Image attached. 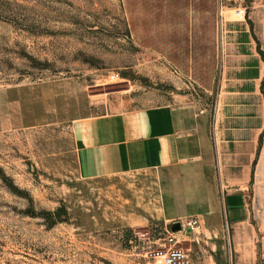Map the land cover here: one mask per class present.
Segmentation results:
<instances>
[{
    "label": "rangeland",
    "instance_id": "1",
    "mask_svg": "<svg viewBox=\"0 0 264 264\" xmlns=\"http://www.w3.org/2000/svg\"><path fill=\"white\" fill-rule=\"evenodd\" d=\"M206 1L0 0V264H159L143 252L168 223L122 225L114 186L124 183L77 176L69 127L53 122L75 111L28 109L77 101L63 81L74 78L151 103L191 93L213 113L215 84L205 85L215 76L216 28L208 6L199 7ZM241 194L236 218L219 186L209 207L200 196L165 197L171 222H202L198 243L177 233L192 264H264V130Z\"/></svg>",
    "mask_w": 264,
    "mask_h": 264
},
{
    "label": "crops",
    "instance_id": "2",
    "mask_svg": "<svg viewBox=\"0 0 264 264\" xmlns=\"http://www.w3.org/2000/svg\"><path fill=\"white\" fill-rule=\"evenodd\" d=\"M206 6L216 28L215 76L205 85L212 89L215 84L213 113L207 114L212 109L191 93L151 103L116 91L87 90L74 78L63 81L73 83L78 102L28 109L75 111L53 122L65 121L69 127L80 179L124 183V190L114 186V194L126 227L152 221L170 227L176 217L166 209L165 197L190 203L200 196L199 203L209 207L217 186L228 191L231 216H238L264 130V0L199 4L203 11ZM235 7H244L245 16L236 18ZM50 94L55 98L57 92ZM121 191L129 197H121Z\"/></svg>",
    "mask_w": 264,
    "mask_h": 264
},
{
    "label": "built area",
    "instance_id": "3",
    "mask_svg": "<svg viewBox=\"0 0 264 264\" xmlns=\"http://www.w3.org/2000/svg\"><path fill=\"white\" fill-rule=\"evenodd\" d=\"M245 14L246 11L244 7H235L233 9V15L236 18H241L245 16ZM117 77L118 75L114 73L109 75L110 81L113 82L117 81ZM176 221L180 222V228L176 231L167 229L156 246L144 250V258L153 262H158L159 264H192L189 248L182 245V241L184 240L179 238L177 233L185 232L186 234L191 235L194 242L198 243L202 240L203 236L201 221L197 216H187L182 220Z\"/></svg>",
    "mask_w": 264,
    "mask_h": 264
},
{
    "label": "water",
    "instance_id": "4",
    "mask_svg": "<svg viewBox=\"0 0 264 264\" xmlns=\"http://www.w3.org/2000/svg\"><path fill=\"white\" fill-rule=\"evenodd\" d=\"M180 228V222L179 221H174L170 224V229L172 231H176Z\"/></svg>",
    "mask_w": 264,
    "mask_h": 264
},
{
    "label": "trees",
    "instance_id": "5",
    "mask_svg": "<svg viewBox=\"0 0 264 264\" xmlns=\"http://www.w3.org/2000/svg\"><path fill=\"white\" fill-rule=\"evenodd\" d=\"M61 210H62V207L59 208V209L55 212V215H56L57 217H59V211H61Z\"/></svg>",
    "mask_w": 264,
    "mask_h": 264
}]
</instances>
